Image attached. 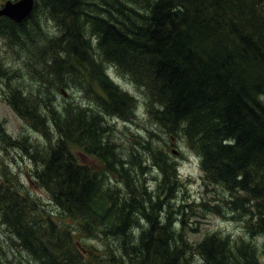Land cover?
I'll return each mask as SVG.
<instances>
[{"label":"trees","instance_id":"trees-1","mask_svg":"<svg viewBox=\"0 0 264 264\" xmlns=\"http://www.w3.org/2000/svg\"><path fill=\"white\" fill-rule=\"evenodd\" d=\"M37 3L60 28V36L44 49L45 58L54 55L55 60L42 61L38 79L54 74L49 85L62 93L66 68L56 48L64 37L66 50H75L79 43L85 53L89 44L78 19L89 22L104 58L145 88L150 105H158L150 113L163 124L169 139L198 157L201 185L224 193L226 212L243 219L251 238L263 235L264 0H35V7ZM25 24L1 18L0 31L4 28L16 41L19 32L25 33ZM96 79L112 105L110 113L124 115V106L132 98L107 76ZM6 97L20 117L48 139L45 169L39 177L64 217L80 219L78 231L89 237H115L122 264H191L195 257L201 264H259L256 247L244 239L230 244L229 237L213 233L187 246L174 228L170 211L161 221L181 182L177 166L162 151H151L161 174L155 179L157 189L162 192L153 198L142 187L140 196L147 207L134 196L118 204L116 187L109 186L108 180L117 172L126 178L123 182L134 180L129 177L128 162L111 143L112 128L103 127L98 117L71 103L59 111L51 98L38 101L15 88ZM38 144L35 147H41ZM76 147L77 152L95 157V165L79 163ZM135 158L143 174L145 166ZM104 180L108 193L103 192ZM14 203L0 200L2 217L27 252L42 255L53 236L66 244L67 238L73 246L70 231L57 234L51 221L43 232L27 227L21 221L23 205L17 215L10 210ZM135 209L150 227L138 237H126L133 231ZM90 221H97L101 230L93 232ZM59 249L63 254L70 248L67 244ZM73 250L78 251L74 246Z\"/></svg>","mask_w":264,"mask_h":264},{"label":"rangeland","instance_id":"rangeland-1","mask_svg":"<svg viewBox=\"0 0 264 264\" xmlns=\"http://www.w3.org/2000/svg\"><path fill=\"white\" fill-rule=\"evenodd\" d=\"M5 1L9 0H1L0 4ZM31 16L25 21V33L21 35L19 32L16 41L10 40L4 28L0 31V200L7 204L15 201L14 207L12 206L10 210L17 215L23 205L24 218L21 221L30 229L35 226L43 232V227L47 230L51 221L57 234L69 230L72 245L78 251L73 250V246L66 238L71 250L60 254L59 248H66L67 244L53 236L49 247L42 255L38 254L36 257L30 254L24 249L20 238L5 223L1 211L4 207L0 205V264H122V258L117 254L120 242L115 241V237L103 240L80 233L78 228L81 220L65 218L43 186L39 176L44 170L47 156L45 148L49 142L46 137L40 136L41 131L35 129L28 119H22L8 102L6 96L10 95L12 88L19 89L23 96L29 95L38 101L47 102V99L51 98L59 111L68 103L79 106L92 113L91 116L98 117L97 122L103 127L112 128L114 137L111 143L116 145L118 153L128 162L129 177L134 180L123 182L122 179L126 178L118 176L117 173L111 177V172L106 174L110 177L108 185L116 187L115 199L118 204L134 196L147 207L145 200L140 196L141 188L146 187L148 194L153 198L162 192L157 189L155 181L157 177L161 178V174L151 157V151L160 150L175 163L181 180L172 207L162 211L161 221L169 211H172L175 229L181 234L182 242L187 246H194L205 235L213 233L229 237L230 244L240 241L238 240L240 238L244 239L246 243L256 247L258 262L264 264V234L251 238L243 219L238 218L237 214L226 212L224 193L216 187L204 188L201 185L202 173L198 157L182 143L178 144L169 139L163 124H160L156 115L150 113L151 108L158 109V105H150L145 88L136 84L130 75L104 58L97 47V38L91 33L90 23H86L87 21L82 18L78 19V28L83 29L89 44L85 45L88 48L85 53L83 45L79 43L75 50H66L64 37L60 39L61 43H58L56 49L62 53L60 60L65 61L66 68V73L63 72L64 76L61 79L63 87L60 93L49 85V80L55 77L54 74H48L44 81H40L36 74L39 69H43L40 66L42 61L49 64L55 60L54 55L45 58L47 55L44 49L48 41L60 36V28L42 3H37ZM248 20L251 21L249 16ZM104 75L121 92L132 98L130 105L124 106L126 108L124 115L110 113L112 105L108 104L109 98L96 79ZM38 143L42 148L35 147ZM73 150L79 163L95 165L97 160L95 157L77 152L78 147ZM135 157H138L145 166L143 174L137 165L139 160ZM107 187L104 180V193H108ZM132 212L134 219L131 220L130 230L132 227V236L138 237L150 226L141 219L139 211L135 209ZM90 225L93 232L101 230L97 221H90ZM129 235L130 231L126 237ZM127 242L126 240L125 243ZM191 264L201 263L195 257L191 259Z\"/></svg>","mask_w":264,"mask_h":264},{"label":"water","instance_id":"water-1","mask_svg":"<svg viewBox=\"0 0 264 264\" xmlns=\"http://www.w3.org/2000/svg\"><path fill=\"white\" fill-rule=\"evenodd\" d=\"M33 5L34 0L7 1L0 9V17H6L19 24L30 15L33 10Z\"/></svg>","mask_w":264,"mask_h":264},{"label":"bare ground","instance_id":"bare-ground-1","mask_svg":"<svg viewBox=\"0 0 264 264\" xmlns=\"http://www.w3.org/2000/svg\"><path fill=\"white\" fill-rule=\"evenodd\" d=\"M108 2V1H107ZM98 24V23H97ZM102 33V32H101ZM130 33V32H129ZM61 43V42H60ZM116 44V43H115ZM87 55V54H86ZM33 62V61H32ZM28 67V66H27ZM39 68V67H38ZM122 71V70H121ZM62 76V75H61ZM70 80V79H69ZM69 89V88H68ZM118 89V88H117ZM109 90V89H108ZM92 92V91H91ZM115 95V94H114ZM122 95V94H121ZM46 96V95H45ZM118 96V95H117ZM98 97V96H97ZM107 97V96H106ZM263 98V97H262ZM94 99V98H93ZM263 100V99H262ZM116 104V103H115ZM102 105V104H101ZM119 105V104H118ZM104 106V105H103ZM100 111V110H99ZM106 111V110H105ZM51 116V115H50ZM125 116H127V115H125ZM120 119V118H119ZM93 121V120H92ZM129 121V120H128ZM130 122V121H129ZM83 139V138H82ZM12 143V142H11ZM23 148V147H22ZM29 148V147H28ZM148 150V149H147ZM25 153V152H24ZM45 155V154H44ZM45 157V156H44ZM47 157V156H46ZM104 157V156H103ZM44 161V160H43ZM118 162V161H117ZM153 162V161H152ZM141 166V165H140ZM45 169V168H44ZM109 170V169H108ZM112 170V169H111ZM139 172V171H138ZM118 173V172H117ZM140 173V172H139ZM39 174V173H38ZM172 174H173V172H172ZM175 174V173H174ZM124 176V175H123ZM141 177V176H140ZM117 178V177H116ZM131 181V180H130ZM100 182H102V181H100ZM117 182V181H116ZM160 182V181H159ZM129 183V182H128ZM131 183V182H130ZM143 183V182H142ZM50 185V184H49ZM130 185V184H129ZM138 187V186H137ZM136 188V187H135ZM141 188V187H140ZM142 189V188H141ZM105 191V190H104ZM103 191V192H104ZM249 192V191H248ZM142 193V192H141ZM155 193V192H154ZM124 194V193H123ZM122 194V195H123ZM170 194V193H169ZM253 194V193H252ZM171 197V196H170ZM174 197V196H173ZM150 199V198H149ZM168 199V198H167ZM164 200V199H163ZM137 201V200H136ZM168 201V200H167ZM163 202V201H162ZM170 203V202H169ZM55 205V204H54ZM172 205V204H171ZM14 207V206H13ZM98 210V209H97ZM61 211V210H60ZM172 212V211H171ZM95 214V213H94ZM98 214V213H97ZM99 214H101V213H99ZM83 215V214H82ZM132 215V214H131ZM91 216V215H90ZM132 217V216H131ZM168 217V216H167ZM170 218V217H169ZM264 218V217H263ZM101 220H102V218H101ZM100 220V221H101ZM104 222V221H103ZM106 224H108V223H106ZM157 224V223H156ZM148 226V225H147ZM113 227V226H112ZM111 227V228H112ZM175 228V227H174ZM175 230V229H174ZM148 232V231H147ZM154 232V231H153ZM61 233V232H60ZM131 234V233H130ZM141 234V233H140ZM140 236V235H139ZM144 236V235H143ZM133 237V236H132ZM106 240V239H105ZM34 242V241H33ZM125 243V242H124ZM38 244V243H37ZM115 244V243H114ZM122 245V244H121ZM130 250V249H129ZM126 251V250H125Z\"/></svg>","mask_w":264,"mask_h":264}]
</instances>
